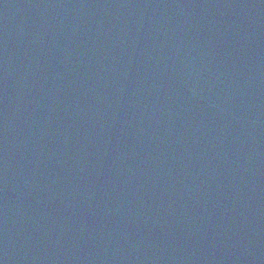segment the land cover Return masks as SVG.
<instances>
[{
  "label": "water",
  "instance_id": "95a60500",
  "mask_svg": "<svg viewBox=\"0 0 264 264\" xmlns=\"http://www.w3.org/2000/svg\"><path fill=\"white\" fill-rule=\"evenodd\" d=\"M0 264H264V0H0Z\"/></svg>",
  "mask_w": 264,
  "mask_h": 264
}]
</instances>
